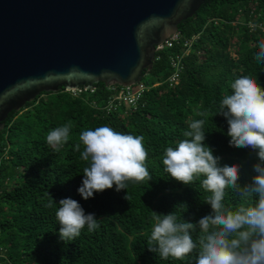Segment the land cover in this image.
Returning <instances> with one entry per match:
<instances>
[{
    "label": "trees",
    "instance_id": "1",
    "mask_svg": "<svg viewBox=\"0 0 264 264\" xmlns=\"http://www.w3.org/2000/svg\"><path fill=\"white\" fill-rule=\"evenodd\" d=\"M254 24L260 27H249ZM178 33L181 42L157 52L151 70L143 73L140 82L147 89L135 110L106 111L110 93L98 83L76 97L63 89L42 93L7 115L0 130V264H194L195 253L185 261L163 260L147 244L155 213L175 212L194 225L211 213L204 202L210 193L200 181L183 185L164 171V151L185 139L190 122L204 119L197 111L207 110L204 144L220 157L221 166L239 167L241 188L251 183L253 166L260 163L256 152L230 146L227 120L215 114L234 79L248 76L264 88V62L254 58L264 39V0H205L193 17L178 24ZM194 35L198 39L183 57V41ZM173 55L182 56V71L178 84L170 87L166 80ZM69 122L70 140L54 152L46 135ZM105 125L144 137L153 179L84 200L77 189L87 164L74 145L81 131ZM47 193L57 204L63 198L76 200L86 214L96 215L99 227L91 233L85 227L76 240H61L59 205L45 207ZM224 203L235 209L243 201L228 190ZM191 235L196 240L199 229Z\"/></svg>",
    "mask_w": 264,
    "mask_h": 264
},
{
    "label": "clouds",
    "instance_id": "2",
    "mask_svg": "<svg viewBox=\"0 0 264 264\" xmlns=\"http://www.w3.org/2000/svg\"><path fill=\"white\" fill-rule=\"evenodd\" d=\"M254 58L264 62V39L259 41ZM230 88L231 93L223 96L215 115L227 120L230 146L256 152L260 161L253 166L256 174L250 184L241 188L237 183L239 167L221 166L220 157L204 144L203 126L209 112L197 111V116L204 119L190 122L189 130L183 132L185 139L165 149L162 164L164 171L183 185L200 181L210 193L204 202L211 206V213L194 225L182 221L175 212H154L147 244L149 251L163 260L185 261L195 253L194 264H264V88L248 76L234 79ZM71 129L69 122L47 133L46 142L54 152L69 142ZM74 150L80 152V159L87 164L77 189L84 200L113 187L119 192L126 190L130 182L142 185L153 179L146 167L148 152L141 135L100 126L81 131ZM228 190L243 201L235 209L224 203ZM47 195L45 207L59 205L55 215L61 240H76L85 227L89 233L99 227L96 215L86 214L76 200L63 198L57 204ZM124 199H129L127 192ZM197 228L199 235L194 240L191 232Z\"/></svg>",
    "mask_w": 264,
    "mask_h": 264
},
{
    "label": "water",
    "instance_id": "3",
    "mask_svg": "<svg viewBox=\"0 0 264 264\" xmlns=\"http://www.w3.org/2000/svg\"><path fill=\"white\" fill-rule=\"evenodd\" d=\"M205 0H0V130L42 93L130 86Z\"/></svg>",
    "mask_w": 264,
    "mask_h": 264
},
{
    "label": "built area",
    "instance_id": "4",
    "mask_svg": "<svg viewBox=\"0 0 264 264\" xmlns=\"http://www.w3.org/2000/svg\"><path fill=\"white\" fill-rule=\"evenodd\" d=\"M217 23L216 21L214 22ZM260 26V25H259ZM252 27V25H249ZM263 28V27H262ZM198 39L197 35H194L185 41H183V47H185V51L183 53V57L187 56L189 53L191 46ZM181 42V38L179 33H175L170 35L167 39H165L161 44L156 45L154 47L155 54L157 52H161L165 49L172 48L175 45H178ZM154 54V60H157ZM181 55H173L169 57V64L172 68L170 76L167 78V83L170 87L175 86L179 82L180 72L182 71L181 65ZM109 91L110 95L106 101V105L104 109L106 111H115L120 107H124L127 110H135L138 103L141 101L144 91L147 89L146 85L141 82H138L135 85H130L126 87L111 85L106 87ZM85 91L84 89H76L65 91L70 93L73 97H76L81 94V92ZM92 91V90H90Z\"/></svg>",
    "mask_w": 264,
    "mask_h": 264
}]
</instances>
